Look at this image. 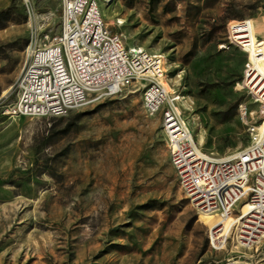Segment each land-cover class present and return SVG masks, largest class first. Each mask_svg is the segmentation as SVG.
I'll use <instances>...</instances> for the list:
<instances>
[{"label":"rangeland","instance_id":"374dc122","mask_svg":"<svg viewBox=\"0 0 264 264\" xmlns=\"http://www.w3.org/2000/svg\"><path fill=\"white\" fill-rule=\"evenodd\" d=\"M127 47L162 56L172 93L205 151L247 145L239 116L247 53L230 24L246 20L250 58L264 69V0H98ZM62 29L60 0H0V264H264V234L241 244L226 219L186 197L172 164L161 114L127 89L64 115L12 116L29 45ZM244 30V29H243ZM239 31H242L240 29ZM260 46L262 56L254 58ZM246 206L244 207V209ZM226 241L213 246L209 226Z\"/></svg>","mask_w":264,"mask_h":264},{"label":"built area","instance_id":"2783aa9c","mask_svg":"<svg viewBox=\"0 0 264 264\" xmlns=\"http://www.w3.org/2000/svg\"><path fill=\"white\" fill-rule=\"evenodd\" d=\"M62 29L45 45L33 39L29 59L17 82V97L3 106L12 116L64 115L103 98L141 91L148 115L161 114V126L180 187L190 202L219 219L243 206L231 228L243 245L264 234V74L251 60L246 20L230 24L233 41L248 55L241 86L257 103V113L245 101L237 111L250 133L244 147L222 154L205 151L196 141L179 94L166 89L161 55L127 47L121 33L102 17L98 0H60ZM242 29V31H239ZM244 29V30H243ZM254 58L262 56L261 47ZM168 84V83H167ZM221 223L209 226L213 246L226 241ZM220 240H222L220 242ZM220 242V243H219Z\"/></svg>","mask_w":264,"mask_h":264},{"label":"bare ground","instance_id":"6f19581e","mask_svg":"<svg viewBox=\"0 0 264 264\" xmlns=\"http://www.w3.org/2000/svg\"><path fill=\"white\" fill-rule=\"evenodd\" d=\"M165 86H166V89L169 91V92H171L172 91V89H171V87L167 84V83H165ZM246 205H243V208L245 207ZM201 213H203V214H206V215H212V214H214V213H210V212H201ZM229 216H231V215H229ZM228 216V217H229ZM228 217H226V218H228ZM226 218H224V219H226Z\"/></svg>","mask_w":264,"mask_h":264},{"label":"crops","instance_id":"0c3cea01","mask_svg":"<svg viewBox=\"0 0 264 264\" xmlns=\"http://www.w3.org/2000/svg\"><path fill=\"white\" fill-rule=\"evenodd\" d=\"M261 72L264 74V69H263V70H261Z\"/></svg>","mask_w":264,"mask_h":264},{"label":"trees","instance_id":"16d2710c","mask_svg":"<svg viewBox=\"0 0 264 264\" xmlns=\"http://www.w3.org/2000/svg\"><path fill=\"white\" fill-rule=\"evenodd\" d=\"M204 264H207V263H204Z\"/></svg>","mask_w":264,"mask_h":264}]
</instances>
